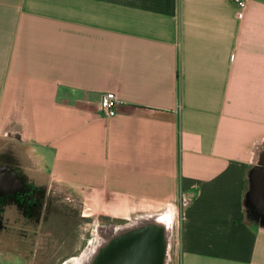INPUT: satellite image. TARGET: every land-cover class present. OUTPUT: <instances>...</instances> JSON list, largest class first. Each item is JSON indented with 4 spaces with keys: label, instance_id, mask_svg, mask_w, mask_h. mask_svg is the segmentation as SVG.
Listing matches in <instances>:
<instances>
[{
    "label": "crops",
    "instance_id": "0c3cea01",
    "mask_svg": "<svg viewBox=\"0 0 264 264\" xmlns=\"http://www.w3.org/2000/svg\"><path fill=\"white\" fill-rule=\"evenodd\" d=\"M7 139L97 213L180 204L178 264H264V0H0Z\"/></svg>",
    "mask_w": 264,
    "mask_h": 264
},
{
    "label": "rangeland",
    "instance_id": "374dc122",
    "mask_svg": "<svg viewBox=\"0 0 264 264\" xmlns=\"http://www.w3.org/2000/svg\"><path fill=\"white\" fill-rule=\"evenodd\" d=\"M10 151L18 156L19 166L23 171L28 172L30 179L25 181L27 184L31 183L35 197L37 199L44 197L46 200L44 203L48 202L50 208L48 209L46 204L37 206L26 201V196L20 193L15 196L21 204L20 207L13 204L0 205V264H62L68 258L82 255L95 239L97 241L92 246L97 245L99 236L97 237L96 234L100 235L102 232L103 235L110 227L124 226L128 223L127 219L144 213L162 212L165 209L145 212L135 210L131 211L128 218L97 213L98 208L93 205L85 207L81 203L80 196L74 195L66 186L49 180L43 182L42 178L33 176L25 150L10 146L8 139L0 142V161L10 155ZM262 157V153L258 155L259 163ZM42 183L46 188L39 189ZM47 194L50 195L46 196ZM176 207V215L172 222L173 229L170 227L169 231L171 247L166 264H178L181 248L178 232L180 204ZM176 207L174 206L175 209ZM36 214L40 216L35 217ZM25 215L31 218L27 219ZM4 255L13 258L4 259Z\"/></svg>",
    "mask_w": 264,
    "mask_h": 264
},
{
    "label": "water",
    "instance_id": "95a60500",
    "mask_svg": "<svg viewBox=\"0 0 264 264\" xmlns=\"http://www.w3.org/2000/svg\"><path fill=\"white\" fill-rule=\"evenodd\" d=\"M0 168L11 172L20 187L23 185L13 168ZM170 227L158 214L131 225L110 227L97 245L86 250L82 260L71 264H166Z\"/></svg>",
    "mask_w": 264,
    "mask_h": 264
},
{
    "label": "bare ground",
    "instance_id": "6f19581e",
    "mask_svg": "<svg viewBox=\"0 0 264 264\" xmlns=\"http://www.w3.org/2000/svg\"><path fill=\"white\" fill-rule=\"evenodd\" d=\"M157 214L159 216H161L162 218H164L167 223H169V224L171 223V228L173 229V223L172 222H173V219H174V217L176 215V210L174 208V205L171 204V203L168 204L166 206V208L162 212L157 211V212H154V213L141 214L138 217H133L132 219L128 220V223L126 225L134 224L140 219L152 217V216L157 215ZM101 234H102V232H101ZM100 235L96 234V236L97 237L99 236V238L101 237ZM169 237H170V232H169ZM96 241H97V239L93 240L88 247H91L93 244H95ZM168 244H169V248H168V253H169V250H170V247H171V239L170 238H168ZM85 252L86 251H83L82 255H80V256H75V257L68 258L62 264H71V261L77 262V261L82 260L84 258V256H85ZM168 259H169V256L167 254V260Z\"/></svg>",
    "mask_w": 264,
    "mask_h": 264
},
{
    "label": "flooded vegetation",
    "instance_id": "af4514ba",
    "mask_svg": "<svg viewBox=\"0 0 264 264\" xmlns=\"http://www.w3.org/2000/svg\"><path fill=\"white\" fill-rule=\"evenodd\" d=\"M10 178H12L11 179V183L9 185H4V186L0 187L1 191L10 192V191L14 190V191H16L17 194L20 193L22 196L23 195L26 196V201H29V202L34 203V204H37V206H39V205L40 206H44L43 204H46L48 209L50 208V204H48V202L44 203V202H46L44 197H39L38 199L35 197L36 194L34 193V189H33L32 186H30V185H28V184H26L24 182V184L20 187L19 184L17 183V180L13 177L12 174H11ZM48 195H50V194H47L46 196H48ZM37 209H38V207H37ZM23 213L25 214V212H23ZM36 215L37 216H35V217H39L40 216V214H36ZM25 216H26L27 219L31 218V216H27V215H25ZM130 219H132V218H130ZM130 219H127V221L130 220Z\"/></svg>",
    "mask_w": 264,
    "mask_h": 264
},
{
    "label": "built area",
    "instance_id": "2783aa9c",
    "mask_svg": "<svg viewBox=\"0 0 264 264\" xmlns=\"http://www.w3.org/2000/svg\"><path fill=\"white\" fill-rule=\"evenodd\" d=\"M234 1L242 8L245 6V0ZM118 102V97L113 90L103 92L99 99L100 107L107 116H113L116 113Z\"/></svg>",
    "mask_w": 264,
    "mask_h": 264
},
{
    "label": "trees",
    "instance_id": "16d2710c",
    "mask_svg": "<svg viewBox=\"0 0 264 264\" xmlns=\"http://www.w3.org/2000/svg\"><path fill=\"white\" fill-rule=\"evenodd\" d=\"M248 218H249V214H247V218H246V219H247L248 221H250Z\"/></svg>",
    "mask_w": 264,
    "mask_h": 264
}]
</instances>
